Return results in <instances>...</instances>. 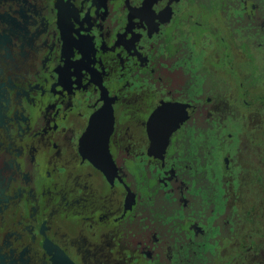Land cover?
<instances>
[{"label":"flooded vegetation","instance_id":"flooded-vegetation-1","mask_svg":"<svg viewBox=\"0 0 264 264\" xmlns=\"http://www.w3.org/2000/svg\"><path fill=\"white\" fill-rule=\"evenodd\" d=\"M67 262L264 264V0H0V264Z\"/></svg>","mask_w":264,"mask_h":264},{"label":"water","instance_id":"water-1","mask_svg":"<svg viewBox=\"0 0 264 264\" xmlns=\"http://www.w3.org/2000/svg\"><path fill=\"white\" fill-rule=\"evenodd\" d=\"M109 156L110 155H100V157H101V162L103 163V164H106V162H107V157L109 158ZM101 167V166H100ZM67 264H69V262H67Z\"/></svg>","mask_w":264,"mask_h":264}]
</instances>
